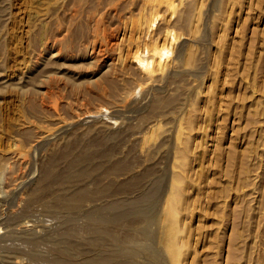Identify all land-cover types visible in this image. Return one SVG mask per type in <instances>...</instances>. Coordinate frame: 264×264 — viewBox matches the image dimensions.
I'll return each instance as SVG.
<instances>
[{
	"label": "rangeland",
	"instance_id": "1",
	"mask_svg": "<svg viewBox=\"0 0 264 264\" xmlns=\"http://www.w3.org/2000/svg\"><path fill=\"white\" fill-rule=\"evenodd\" d=\"M166 1L0 0V264H264V0Z\"/></svg>",
	"mask_w": 264,
	"mask_h": 264
},
{
	"label": "bare ground",
	"instance_id": "2",
	"mask_svg": "<svg viewBox=\"0 0 264 264\" xmlns=\"http://www.w3.org/2000/svg\"><path fill=\"white\" fill-rule=\"evenodd\" d=\"M164 7L167 9V10H171L172 8H174V1L173 0H167L166 2H164ZM158 54V51H154L153 53V57H156ZM151 71H148V73H150Z\"/></svg>",
	"mask_w": 264,
	"mask_h": 264
}]
</instances>
